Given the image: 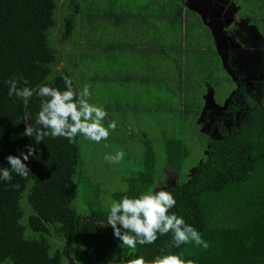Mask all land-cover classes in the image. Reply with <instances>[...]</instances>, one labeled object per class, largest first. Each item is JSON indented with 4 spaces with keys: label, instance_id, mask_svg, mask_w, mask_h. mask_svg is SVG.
<instances>
[{
    "label": "trees",
    "instance_id": "obj_1",
    "mask_svg": "<svg viewBox=\"0 0 264 264\" xmlns=\"http://www.w3.org/2000/svg\"><path fill=\"white\" fill-rule=\"evenodd\" d=\"M66 1L69 11L58 20L62 0H0V166H9L6 155H20V151H27L25 146L29 143L34 148V155L25 162L31 170L27 177L12 173L11 181H0V264H65L67 247L75 240L82 244L77 252H73L78 264H104L112 257L117 259L115 264H128L137 256L143 257L144 264H154L158 255L168 252L179 254L184 264H217L220 260L212 251L217 246L209 242L210 237L233 231L229 219L238 213H249L247 209L253 202L264 200V107L252 104L233 132L218 140L209 139L203 160L189 173L187 181L159 189L174 195L176 205L169 212L182 216L196 228L209 242V247L204 249L189 243L173 248L171 233H168L158 235L152 244L137 245L131 255L118 238H114L111 227L102 226L108 208L102 204L100 185L93 184L84 169L79 172L81 136L78 134L74 143L63 137L50 136L35 143L24 136L23 131L25 124L34 125L40 107V98L35 95L38 85L49 84L63 90L64 76L72 78L76 90H81L79 85L82 88L86 85L79 65L82 54L79 58L73 54L65 58L66 51L59 48L73 35L80 14L91 10V19L102 14L114 18L115 27L128 21L137 32L144 28L142 31L151 37L146 47L154 50L158 41L152 32L164 26L168 31L185 27L191 12L185 11L181 0H146L139 10H134L128 0H108L107 6L101 8L96 1ZM157 3L158 7L152 10ZM252 12L251 17L255 20L256 13ZM58 26L59 37L54 36L58 38L55 43L52 34ZM114 31L121 37V31ZM115 46V43L104 45L107 59L111 60ZM96 47V44H90L92 50ZM198 47L196 44L171 43L167 52L177 74L176 79H169L176 85V94L170 95H180L179 102L188 94L185 87L194 67L202 73L209 72L207 62L200 59ZM107 50H112L111 54ZM117 53L116 49L114 55ZM72 62L77 69L67 70V64ZM20 77L26 78L27 86L33 89V96L26 102L7 95L6 81L16 78L18 86H23ZM98 79L99 74H93L95 87ZM184 105L180 116L184 123L191 114L195 118L200 116L202 107L198 102L192 105L188 100ZM163 139V165L183 176L184 164L190 156L189 145L176 136H164ZM141 143L144 148L142 166L124 178L126 191L113 192L114 200L125 195L133 197L141 192L158 191L155 184L161 182L162 173L157 171L158 160L152 140L145 136ZM77 175H80V182L85 183L84 179H87L93 185L92 196L87 201L89 214L82 215L74 205L78 196ZM251 218L253 216L244 217L246 220ZM240 227L248 231L257 228L256 225Z\"/></svg>",
    "mask_w": 264,
    "mask_h": 264
},
{
    "label": "rangeland",
    "instance_id": "obj_2",
    "mask_svg": "<svg viewBox=\"0 0 264 264\" xmlns=\"http://www.w3.org/2000/svg\"><path fill=\"white\" fill-rule=\"evenodd\" d=\"M91 1H96L100 8L107 6L108 2V0ZM235 1L241 7L238 16L248 13L251 15L254 10L255 21L264 32V0ZM66 2V0L61 2V9L57 13L58 20L62 14L69 11ZM127 2L134 10H139L140 5L147 3L146 0H128ZM185 6V11L191 12ZM157 7L158 3L152 7V10ZM90 13H92L91 10H87L78 16L73 35L66 43L59 45V48L66 51L65 58L72 54L79 58L82 54L79 65L80 70L84 73L85 83L89 87V102H97L105 109L109 108V110L106 109L107 116L103 122L105 126L109 121L116 122L115 130H110L108 138L99 143L86 140L81 136L82 164L79 172L84 169L93 180V184L100 185L102 204L108 208L110 202L114 200L111 194L126 188L124 178L141 168L144 154L141 139L145 136L152 140L158 160L157 171L162 173L161 182L155 184V190L176 186L187 181L189 173L203 160L208 141L211 138L202 132L206 122L205 119L201 120L200 116L195 118L191 114L189 120L183 122L180 116L185 106L184 103L188 100L192 105L198 102L202 107L201 111H203L206 106V95L212 94L217 104H222L223 101L226 102L233 85L229 75L223 69V63L219 62L221 59L219 60L215 51L213 52L215 47L209 30L201 23L202 20H198L199 17L196 13L191 12V16L188 15L186 18V21L189 18L188 24L174 31H168L166 26L160 27L159 22L155 21V24L160 28L152 32L153 38H157L158 41V46L153 48L154 50L146 47L150 43L151 37L142 31L144 28H140L142 30L137 32L128 25V21L124 22L121 27H115L114 18L98 14L95 19H91L89 18ZM151 22L153 24V18ZM136 23L139 24L138 21ZM59 29L60 26L54 31V35L52 34L55 43L58 38L54 36H58ZM116 29L118 32L121 31L119 32L121 37L116 36L117 32L114 33ZM159 33L160 35H158ZM181 42L200 46L196 49L201 55L200 59L207 62L209 72L202 73L194 67L188 80V86L185 87L188 94L185 95L182 102H179L180 95H170L176 94V85L172 81L169 82V79H176L177 74L174 62L167 58V52L171 43L180 45ZM112 43H115L116 46L113 52L107 50L109 54L112 52L111 60H109L103 47ZM90 44H96V49L92 50ZM116 49L118 53L114 55ZM191 56L193 55L191 54ZM74 61L78 63L76 59ZM192 63L195 65V58L192 59ZM66 69L71 71L77 68L72 62L67 64ZM95 73L99 74L96 87L92 81V76ZM79 86L82 90L81 85ZM263 104L262 100L260 105L263 106ZM164 136L182 138L190 147V156L184 164L183 176L168 169L165 164L163 165L165 158ZM120 150L124 152V157L120 162L109 163L105 159V154L115 155ZM76 179L79 186L74 205L82 215L89 214L90 208L87 201L92 196L93 185L87 179H84L85 183L80 182V175H77ZM73 242L71 246L67 247L65 264H78L73 252H77L82 244L79 240ZM127 250L131 255H134L135 252ZM116 261V257H112L104 264H115Z\"/></svg>",
    "mask_w": 264,
    "mask_h": 264
},
{
    "label": "clouds",
    "instance_id": "obj_3",
    "mask_svg": "<svg viewBox=\"0 0 264 264\" xmlns=\"http://www.w3.org/2000/svg\"><path fill=\"white\" fill-rule=\"evenodd\" d=\"M23 86H18L16 78L6 81L7 95L15 96L25 102L33 96V89L28 87L26 78L20 77ZM63 90L49 84L38 85L35 95L40 98V107L35 116L34 125L25 124L23 135L32 138L35 143L45 137H63L69 143L76 142L79 134L86 140L99 143L106 140L110 130H115L116 122L103 123L107 116L106 109L89 102L90 91L87 85L82 90L73 88V80L68 76L62 77ZM27 151H20V155L8 154L5 159L7 167L0 166V181H11L12 173L20 177H27L30 168L25 163L34 155L31 143L26 146ZM124 157L122 150L115 155L105 154L109 163H118ZM16 187V185H13ZM126 191V189H122ZM176 205L174 195L166 190L141 192L138 196H122L119 200H112L106 213V222L102 226H110L114 238L127 249L133 252L137 245L154 243L158 235L171 233V246L179 248L182 244H194L204 249L209 242L202 234L188 224L182 216L170 213L169 209ZM128 264H144V259L137 256L128 261ZM154 264H184L179 254L168 252L158 255Z\"/></svg>",
    "mask_w": 264,
    "mask_h": 264
},
{
    "label": "flooded vegetation",
    "instance_id": "obj_4",
    "mask_svg": "<svg viewBox=\"0 0 264 264\" xmlns=\"http://www.w3.org/2000/svg\"><path fill=\"white\" fill-rule=\"evenodd\" d=\"M181 2L188 10L197 14L210 34V26L202 18L221 33L218 35L220 51L227 61L230 73L224 67L223 69L233 85L226 101L232 93L233 95L225 108H222L223 101L222 104L209 105L206 109L204 107L200 114L201 120L205 119L206 122L202 128L204 133L211 140H218L233 132V128L243 120L252 104L259 108L264 107V104L260 105L264 101V32L249 13L238 16L241 7L235 0ZM211 37L214 51L220 60L221 56L212 34ZM219 62L222 63V59Z\"/></svg>",
    "mask_w": 264,
    "mask_h": 264
},
{
    "label": "crops",
    "instance_id": "obj_5",
    "mask_svg": "<svg viewBox=\"0 0 264 264\" xmlns=\"http://www.w3.org/2000/svg\"><path fill=\"white\" fill-rule=\"evenodd\" d=\"M247 210L249 213H238L229 219L233 231L210 237L209 242L217 246L212 248L220 260L217 264H264V229L258 230L264 228V200L253 202ZM246 216L253 218L246 220ZM240 225H256L257 228L248 231ZM253 234L257 235L248 239Z\"/></svg>",
    "mask_w": 264,
    "mask_h": 264
},
{
    "label": "water",
    "instance_id": "obj_6",
    "mask_svg": "<svg viewBox=\"0 0 264 264\" xmlns=\"http://www.w3.org/2000/svg\"><path fill=\"white\" fill-rule=\"evenodd\" d=\"M203 19V22L205 24H208L210 26V31H211V34L213 36V38L215 39V42H216V47H217V50L221 56V59H222V63H223V66H224V69H226L228 71L229 68L228 67V64H227V61L225 59V57L222 55L221 51H220V39L218 38V35H221L220 31L218 29H215L209 22H206V19L202 18ZM228 73H230V71H228ZM233 95V93H232ZM232 95L230 96V98L224 103V105L222 106V108H225L228 104V102L231 100L232 98ZM205 100H206V106H205V109L209 106V105H217L215 99H214V96L212 94H208L205 96ZM202 132L204 133L205 131L202 129Z\"/></svg>",
    "mask_w": 264,
    "mask_h": 264
}]
</instances>
